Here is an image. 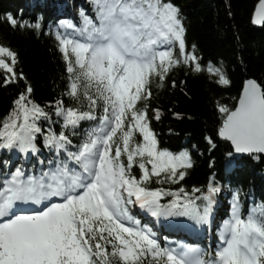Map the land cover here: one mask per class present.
<instances>
[{
  "label": "snow or ice",
  "instance_id": "1",
  "mask_svg": "<svg viewBox=\"0 0 264 264\" xmlns=\"http://www.w3.org/2000/svg\"><path fill=\"white\" fill-rule=\"evenodd\" d=\"M92 4L94 15L82 12V26L61 21L59 27L72 31L55 33L67 73L65 95L77 105L56 102L59 133L41 128L40 121H51L31 98L30 84L0 125V149L36 155L37 137L43 135L52 157L46 167L39 161V171L16 167L0 173V264H264V209L245 214L238 193L232 194L214 251L162 246L133 215L138 208L156 218L210 224L220 192L212 178L206 191L148 186L153 178L157 184L178 185L193 167L187 151L173 153L158 146L149 123L153 89H163L179 68L185 75L205 68L194 43L189 50L183 16L173 0ZM5 20L13 29L40 34V23H21L11 15ZM252 22L264 24V0H259ZM18 63V52L0 44L5 85L26 79L17 73ZM206 70L217 77L216 84H230L222 66L209 61ZM171 87H177L175 79ZM216 108L217 135L230 143L229 157L233 152L256 159L264 155V85L246 79L232 107L217 102ZM151 112L160 119L158 108ZM83 122L89 127L81 135ZM77 135L81 139L74 144L71 137ZM165 197L171 199L162 203Z\"/></svg>",
  "mask_w": 264,
  "mask_h": 264
},
{
  "label": "trees",
  "instance_id": "2",
  "mask_svg": "<svg viewBox=\"0 0 264 264\" xmlns=\"http://www.w3.org/2000/svg\"><path fill=\"white\" fill-rule=\"evenodd\" d=\"M257 1L173 0L183 16L189 50L194 43L205 71L185 75L183 68H179L170 74L163 89H153L149 123L157 137L158 146L173 153L187 151L192 158L193 167L187 170L184 180L178 185L157 184L156 178H153L149 187L175 190L183 186L188 192L193 187L204 191L212 178L226 197L231 193L239 194L243 210L252 206L264 209V157L256 159L253 156H228L230 145L221 141L217 135L220 114L216 108L217 102L232 107L247 77L264 85V24L261 28L251 25V14ZM79 2L80 0H0V44L10 46L18 52L16 71L23 72L26 78L5 85L2 82L3 72L0 71V125L12 111L13 101L28 84L33 88L31 98L48 112L51 123L44 120L39 122L44 132L49 128L56 133L61 130V122H58L55 115L57 101H63L65 107L77 106L65 95L67 73L55 41V31L59 29V25L55 27L53 34L49 27L54 25L58 10L68 13L69 6ZM7 15L21 23H40V34L37 35L35 29L11 28L5 20ZM37 15L41 18L36 17ZM209 61L214 67L222 66L230 80L229 85L215 83L217 77L206 70ZM172 79L177 82L176 88L171 87ZM181 80L185 81L183 85L180 84ZM152 108L160 110L159 120L154 118ZM174 113H179V117ZM78 131L82 134L80 128ZM206 138H211L212 143L209 144ZM73 140L78 139L74 136ZM41 160L44 161L43 166H46L47 160L42 156L24 161L18 153H0V164L8 161L9 165L23 167L29 172L39 171L42 167L39 163ZM138 171L134 167V174ZM169 199L171 197H165L161 202L167 203ZM219 206L217 213L225 205L222 209ZM135 211L137 209L133 208L132 212ZM158 219L159 227L165 229L173 223L174 217ZM218 222L219 217L216 216L215 223ZM149 225L155 227L157 224L151 221Z\"/></svg>",
  "mask_w": 264,
  "mask_h": 264
},
{
  "label": "water",
  "instance_id": "3",
  "mask_svg": "<svg viewBox=\"0 0 264 264\" xmlns=\"http://www.w3.org/2000/svg\"><path fill=\"white\" fill-rule=\"evenodd\" d=\"M259 4V0L256 2V5H255V7H254V10H253V13H252V17H251V24H252V26L253 27H255V28H261L262 26H263V24H254L253 22H252V18H253V16H254V14H255V10H256V7H257V5ZM246 79H251V78H249V77H247ZM245 79V80H246ZM244 84V83H243ZM219 137V136H218ZM219 139L220 140H222L220 137H219ZM222 141H224V140H222ZM226 142V141H225ZM229 145H230V143L229 142H227ZM233 151V150H232ZM234 153V152H233ZM235 155H241L242 157L243 156H248L249 154H245V153H240V154H237V153H234ZM262 157H264V155H262Z\"/></svg>",
  "mask_w": 264,
  "mask_h": 264
},
{
  "label": "bare ground",
  "instance_id": "4",
  "mask_svg": "<svg viewBox=\"0 0 264 264\" xmlns=\"http://www.w3.org/2000/svg\"><path fill=\"white\" fill-rule=\"evenodd\" d=\"M36 17H39V18H41V16H38V15H37Z\"/></svg>",
  "mask_w": 264,
  "mask_h": 264
}]
</instances>
